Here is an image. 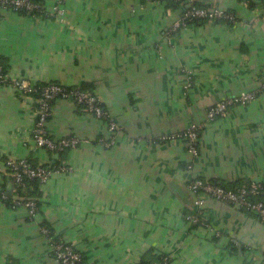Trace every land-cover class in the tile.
<instances>
[{
	"label": "crops",
	"instance_id": "1",
	"mask_svg": "<svg viewBox=\"0 0 264 264\" xmlns=\"http://www.w3.org/2000/svg\"><path fill=\"white\" fill-rule=\"evenodd\" d=\"M41 1L63 13L0 10L8 78L87 85L118 129L71 100H55L47 132L82 143L54 154L32 143L35 97L0 84V158L71 168L39 184L33 216L0 201V264H58L43 226L71 243L81 264H141L163 255L168 264H264V223L255 214L205 195V225L193 223L198 194L187 188L194 176L225 187L264 179V91L207 121L213 104L264 83L263 0H202L237 21H195L172 34L182 14L166 2ZM191 122L204 124L195 156L185 140L164 139Z\"/></svg>",
	"mask_w": 264,
	"mask_h": 264
},
{
	"label": "built area",
	"instance_id": "2",
	"mask_svg": "<svg viewBox=\"0 0 264 264\" xmlns=\"http://www.w3.org/2000/svg\"><path fill=\"white\" fill-rule=\"evenodd\" d=\"M160 2L174 1L182 3L184 0H158ZM192 4L173 23L168 33H176L177 30L195 21L208 20L213 22L234 23L237 17L233 12L223 10L216 6ZM264 4V0H263ZM7 9L12 12L26 13L39 17L56 18L63 13L60 5H53L51 8L46 7L41 0H0V10ZM264 9V5H263ZM264 21V12H263ZM191 76L187 77V83L184 88L187 90L191 85ZM0 84L10 85L17 94L26 96L33 93L39 95L35 97L36 105L34 107V122L31 131V140L34 146L43 148L54 154H58L65 150L75 148L82 143V140L76 136H66L53 138L47 132L46 123L51 114V103L55 100H71L76 103L82 110L92 114L99 120L106 123L107 128L111 132L118 129V125L112 118L111 114L104 107L103 102L98 96L89 90H82L78 87H66L62 84L49 82L43 85L35 84L20 79H9L7 74L3 72V66L0 60ZM264 91V83L257 89L242 91L228 98L220 100L213 104L207 111V121L211 122L218 116L225 114L231 107L238 104H246L254 100L260 92ZM204 124L191 122L183 131L165 136L164 139H183L187 143V150L191 154L198 155L199 135ZM99 141L109 146L114 142L113 138H99ZM0 163L7 171V175L13 185L12 192L19 196L17 192L20 189L26 188V179H37L39 183H44L48 178L62 171H70L71 168L62 164H38L34 165L28 158H0ZM187 188L190 192L197 195L195 205L197 210L189 216V220L193 223L205 225L202 209L204 203L203 196L207 195L221 202L230 203L233 206L244 209L255 214L262 223H264V200L261 196L264 195V179L251 180L243 182L234 188L224 187L209 179H204L194 176L187 182ZM10 200V207L17 208L18 206L25 207L30 216L36 214L38 210L37 203L32 199H19L9 195L3 188L0 187V201L5 202ZM42 233L48 236L50 240L51 255L58 264H81V256L76 251L72 244L63 240L60 237L51 235V231L47 227L41 228ZM219 236L218 232H215ZM169 257L163 255L160 260L150 262L149 264H168Z\"/></svg>",
	"mask_w": 264,
	"mask_h": 264
},
{
	"label": "trees",
	"instance_id": "3",
	"mask_svg": "<svg viewBox=\"0 0 264 264\" xmlns=\"http://www.w3.org/2000/svg\"><path fill=\"white\" fill-rule=\"evenodd\" d=\"M166 3H167V5H171L173 8H175V7H177V6H180V3H178V2H174V1H165ZM197 5H200V4H197ZM201 6H203V5H201ZM229 12H232V11H229ZM226 24H230L229 22L228 23H226ZM1 64H2V66H3V63H2V61H1ZM3 72H7V70H6V68H5V66H3ZM44 83H40V85H43ZM76 87H78V88H80V89H82V90H89V86H87V85H81V86H76ZM31 96H34V97H37L39 94L38 93H33V94H30ZM51 105H52V103H51ZM183 140V139H182ZM64 152V151H63ZM60 153H62V152H60ZM30 160V159H29ZM31 161V160H30ZM32 162V161H31ZM34 164V163H33ZM34 165H36V164H34ZM3 170V169H2ZM1 170V171H2ZM3 172V177L5 178V179H8L7 178V171L6 170H3L2 171ZM1 173V172H0ZM9 177V176H8ZM10 179V178H9ZM26 183H27V185H26V188L23 190V189H20L18 192H17V194L20 196V197H22V199H32V200H34L36 203H37V206L39 205V181L37 180V179H26ZM217 183V182H216ZM219 185H222L221 183H218ZM222 186H224V185H222ZM225 187V186H224ZM230 187H232V188H234V186H229V188ZM4 189V188H3ZM5 190V189H4ZM261 199H263V197L261 196ZM10 198L7 200V201H5V203H7V205H9L10 206ZM264 200V199H263ZM258 218V217H257ZM259 219V218H258ZM260 220V219H259ZM161 257V256H160ZM160 257H158V258H156L155 259V261H157V260H160ZM150 262H148L147 260H143L142 261V263L141 264H149Z\"/></svg>",
	"mask_w": 264,
	"mask_h": 264
},
{
	"label": "water",
	"instance_id": "4",
	"mask_svg": "<svg viewBox=\"0 0 264 264\" xmlns=\"http://www.w3.org/2000/svg\"><path fill=\"white\" fill-rule=\"evenodd\" d=\"M202 0H184L181 4H180V10H179V12L182 14L188 7H190L192 4H196V3H199V2H201ZM219 8H221V9H223V10H226L225 8H223V7H219ZM179 19V18H178ZM177 19V20H178ZM177 20H175L174 22H176ZM263 24H264V22H263ZM263 82H264V80H263ZM229 96H231V95H229ZM229 96H227V97H229ZM12 188H13V185H12V183H11V181L9 182V185H8V187H7V189H6V192L9 194V195H11L12 197H16V198H19V199H22V197H20V196H16V195H14L13 194V192H12Z\"/></svg>",
	"mask_w": 264,
	"mask_h": 264
}]
</instances>
